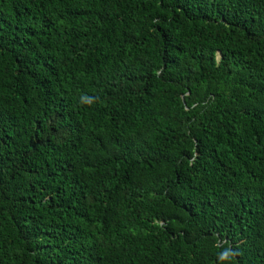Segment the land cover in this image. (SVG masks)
Segmentation results:
<instances>
[{"label": "trees", "instance_id": "1", "mask_svg": "<svg viewBox=\"0 0 264 264\" xmlns=\"http://www.w3.org/2000/svg\"><path fill=\"white\" fill-rule=\"evenodd\" d=\"M0 264H264V0H0Z\"/></svg>", "mask_w": 264, "mask_h": 264}, {"label": "clouds", "instance_id": "2", "mask_svg": "<svg viewBox=\"0 0 264 264\" xmlns=\"http://www.w3.org/2000/svg\"><path fill=\"white\" fill-rule=\"evenodd\" d=\"M234 254V250L230 249V248H226L224 251H222L221 253H219L218 258L220 260H230L231 257Z\"/></svg>", "mask_w": 264, "mask_h": 264}]
</instances>
